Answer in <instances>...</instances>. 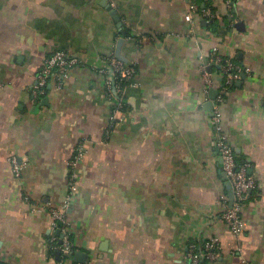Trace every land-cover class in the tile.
Returning a JSON list of instances; mask_svg holds the SVG:
<instances>
[{"label": "crops", "instance_id": "obj_1", "mask_svg": "<svg viewBox=\"0 0 264 264\" xmlns=\"http://www.w3.org/2000/svg\"><path fill=\"white\" fill-rule=\"evenodd\" d=\"M191 1L0 0V264L57 260L45 208L70 194L78 146L67 216L83 264H186L189 245L212 236L220 255L205 264H264V0H208L217 35L205 19L189 22ZM57 50L82 66L34 99L39 67ZM117 51L135 72L113 95V122L99 70L113 79L107 57ZM213 52L248 69L222 105L236 161L255 181L238 238L221 219L227 192L200 72ZM216 65L208 73L221 82Z\"/></svg>", "mask_w": 264, "mask_h": 264}, {"label": "built area", "instance_id": "obj_2", "mask_svg": "<svg viewBox=\"0 0 264 264\" xmlns=\"http://www.w3.org/2000/svg\"><path fill=\"white\" fill-rule=\"evenodd\" d=\"M213 18H215V15L212 14L210 10L198 11V4L196 2L191 1L189 3L187 19L192 25L200 19L208 21ZM107 61L112 72L116 73L122 82L128 83L131 80L135 72L134 67L123 64L112 54L108 55ZM211 62L210 64L222 65L219 76L223 79V82L212 81L207 71V67L210 65L208 62H204V65L200 67V72L203 82L205 83V92L207 93L211 89L217 90V95L213 100L211 117L215 131V146L218 149L224 176L230 182L233 189V203L231 207L228 204V197L225 194L219 196V203L222 208L221 219L229 232L238 238L245 226L242 211L248 198L249 191L255 188V181L246 174L243 166H237L235 154L224 130L222 105L228 91L229 83L234 79H238L242 74L246 75L248 69L240 67L229 59L221 58L214 52L211 57ZM81 66L82 62L77 57L70 56L64 51L57 50L51 53L44 59L39 67L36 75V85L32 92L33 98L38 99L46 95L45 88L49 83L55 82L56 84L59 82L60 77L65 75L68 70ZM99 72L104 78L107 97L113 99V95L119 93L122 87L114 88L107 79L105 71L99 70ZM112 101H114V109L112 111L111 121L115 122L118 120L117 116L122 109V103L118 97H115ZM84 154L85 151L83 147L78 146L72 160L69 162L70 173L67 184L70 194L73 193L76 185L77 174L75 167L82 160ZM9 163L14 176L20 179L22 177L24 164L19 162L15 155L10 156ZM70 194L66 195L62 203L57 205L48 203L45 208L51 219L50 236L47 245L48 250H54L55 253H58L57 260L52 261L51 264H71L72 261L74 249L69 240L72 229L71 222L67 216V209L69 208L71 199ZM25 200L28 201V198L25 197ZM220 250L221 244L218 236L210 237L203 244L200 251L197 249L195 243H191L187 253L186 264H199L201 259L205 260L206 263L214 262L219 257Z\"/></svg>", "mask_w": 264, "mask_h": 264}, {"label": "trees", "instance_id": "obj_3", "mask_svg": "<svg viewBox=\"0 0 264 264\" xmlns=\"http://www.w3.org/2000/svg\"><path fill=\"white\" fill-rule=\"evenodd\" d=\"M200 3V4H199ZM201 4H203V8H201ZM202 10H210V12L212 13V14H214L215 13V8L214 7H212V5L210 4V2L208 1V0H199L198 1V11H202ZM207 28L211 31V32H213L214 34H219L220 33V25L218 24V22H217V18H213V19H210V20H208V23H207ZM208 60H209V58L208 59H206L205 60V62H208ZM216 68H217V70H219V72L221 71V69H222V65L220 64V65H216L215 66ZM106 72L109 74L110 73V66L106 69ZM112 77H113V79L112 80H109V81H111V83H113V85H120L121 87H123L126 83L125 82H122L120 79H119V77L117 76V74L116 73H113L112 74ZM221 82H223V79H221ZM229 86V85H228ZM45 92L47 93V86H46V88H45ZM119 97V96H118ZM237 162V166H240V164L238 163V161H236ZM69 240H70V242L71 243H73V234L71 233L70 235H69ZM196 246H197V249H199V251L201 250V245H199V244H196ZM74 249V251H73V254H72V256H74V254H75V248H73ZM49 254H52V255H54L55 254V252H54V250H50L49 251ZM205 260H200V262H199V264H205ZM71 264H73L72 262H71Z\"/></svg>", "mask_w": 264, "mask_h": 264}, {"label": "water", "instance_id": "obj_4", "mask_svg": "<svg viewBox=\"0 0 264 264\" xmlns=\"http://www.w3.org/2000/svg\"><path fill=\"white\" fill-rule=\"evenodd\" d=\"M102 5L103 6H106L107 5V2H103L102 3ZM107 10L114 16L115 15V13L114 12H112L111 11V9H110V7L109 6H107ZM237 24H241V23H237ZM237 26V25H236ZM120 44V43H119ZM115 57L119 60V61H123V59H122V57L120 56V54H119V52L117 51V53L115 54ZM207 71L208 72H211V67L210 66H208L207 67ZM241 78L242 79H245V75L244 74H242L241 75ZM216 95H217V91L216 90H213V89H211L210 90V96H209V101H208V103H207V110L209 111V112H211L212 113V110H213V100L215 99V97H216ZM220 173H221V176H222V180H223V182H224V186H225V189H226V192H227V197H228V204H229V206L231 207L232 206V203H233V189H232V186H231V184H230V182L225 178V176H224V173H223V171H222V166L220 167ZM58 256V254L56 253V257ZM77 259H76V258ZM74 261L75 262H77V263H85V260H86V255L84 254V253H75L74 254Z\"/></svg>", "mask_w": 264, "mask_h": 264}]
</instances>
